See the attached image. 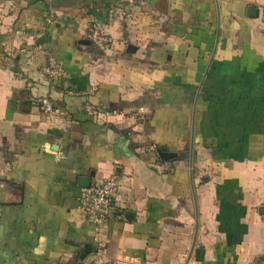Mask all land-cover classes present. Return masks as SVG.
Wrapping results in <instances>:
<instances>
[{"label": "crops", "instance_id": "0c3cea01", "mask_svg": "<svg viewBox=\"0 0 264 264\" xmlns=\"http://www.w3.org/2000/svg\"><path fill=\"white\" fill-rule=\"evenodd\" d=\"M111 176L108 260L264 262V0H0V264H92Z\"/></svg>", "mask_w": 264, "mask_h": 264}, {"label": "built area", "instance_id": "2783aa9c", "mask_svg": "<svg viewBox=\"0 0 264 264\" xmlns=\"http://www.w3.org/2000/svg\"><path fill=\"white\" fill-rule=\"evenodd\" d=\"M123 5H140L146 4L152 0H118ZM110 17L114 16V8L110 9ZM106 23L96 22L88 32V40L91 44L104 50H114L116 46L115 39L106 33ZM46 74L52 79L58 77L60 73L59 64L56 60L51 59L46 67ZM36 104L46 115H52L55 112L54 102L49 97H38L35 99ZM95 111L92 106L88 107ZM110 116V112H105ZM144 114L143 109L132 115V118ZM154 168L159 172L167 169L166 165L156 164ZM119 193V183L114 176L105 178L99 182L91 184L89 187L81 188L79 202L82 211V217L85 221L91 223L94 227V244L95 255L92 264H123L119 261H110L105 256V242L103 239V228L108 222L112 207ZM261 264H264L261 263Z\"/></svg>", "mask_w": 264, "mask_h": 264}, {"label": "water", "instance_id": "95a60500", "mask_svg": "<svg viewBox=\"0 0 264 264\" xmlns=\"http://www.w3.org/2000/svg\"><path fill=\"white\" fill-rule=\"evenodd\" d=\"M252 11H253V9L250 8V9H249V12L251 13ZM85 42H86V44H88V45L91 44L90 41H85ZM160 155H161V157H162L163 159H169V158L172 157V155H171V154H168V153H162V152H160ZM82 182H83V184L81 185L82 188L89 187V186L91 185V179H90V178H85V179L82 178Z\"/></svg>", "mask_w": 264, "mask_h": 264}]
</instances>
